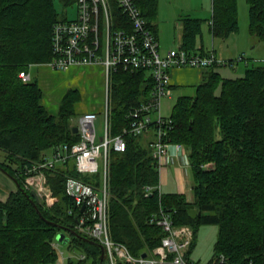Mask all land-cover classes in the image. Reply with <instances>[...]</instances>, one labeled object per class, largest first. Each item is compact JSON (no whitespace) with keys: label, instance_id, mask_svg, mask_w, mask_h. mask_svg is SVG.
<instances>
[{"label":"trees","instance_id":"trees-1","mask_svg":"<svg viewBox=\"0 0 264 264\" xmlns=\"http://www.w3.org/2000/svg\"><path fill=\"white\" fill-rule=\"evenodd\" d=\"M65 5L77 0H61ZM239 0H213L212 32L227 38L239 31ZM249 4V31L264 41V0ZM148 26L158 0H137ZM116 26L128 27L121 9L114 8ZM55 0H0V149L6 160L0 167L16 178L20 189L0 201V264H39L58 260L54 242L68 246L67 264H111L102 244L77 228L82 208L67 193L73 175L97 187L102 172L82 175L73 162L48 169L52 204L33 203L24 187V169L44 160L54 147L73 144L80 135L73 130L78 89L63 96L57 114L42 103L38 80H23L30 64L53 60L54 24L61 20ZM66 19V18H64ZM203 19H183L182 48L199 53L197 37ZM204 54V50H201ZM244 75L225 77L217 65L207 69L194 95L180 96L170 115L168 141L189 151L194 200L177 192H163L158 158L153 154L155 126L141 135L127 133L124 150L109 151L107 176L110 235L131 254L148 256L162 243L163 227L152 222L168 213L176 225L194 229L218 226L214 254L208 264H264V61L246 58ZM233 64V59H229ZM153 75L147 69L118 67L111 73L109 125L111 134L129 126V112L152 97ZM65 233L67 242L59 241ZM80 255H84L82 258ZM223 256V258H222ZM116 264H137L118 259Z\"/></svg>","mask_w":264,"mask_h":264},{"label":"built area","instance_id":"built-area-1","mask_svg":"<svg viewBox=\"0 0 264 264\" xmlns=\"http://www.w3.org/2000/svg\"><path fill=\"white\" fill-rule=\"evenodd\" d=\"M115 6L121 9L129 24L128 27L116 26ZM52 44L55 56L49 64L56 69L103 66L106 77L103 106L105 124L103 134L100 135L97 126L99 112L82 113L78 124L79 141L73 144L62 143L54 147L44 160L28 165L23 170L26 175L24 187L27 190H35L40 202L49 207L54 192L46 172L48 169L73 162L82 175L102 172L104 182L101 186L97 187L70 175L66 181V190L78 206L81 208L85 206L77 223L78 230L105 247V254L111 264H116L118 259L137 264H199L188 258L194 240V229L187 224H174L172 217L165 212L152 218V222L163 227L166 235L162 238V243L154 249L153 254L147 257L133 256L125 244L115 242L111 238L107 187L109 151L111 148L124 150L127 133L141 135L151 126H155V137L151 142L153 154L158 158L159 169L169 165L172 159L169 157L168 148L171 143L168 141V135L173 119L162 114L161 100L172 94L171 69L176 67L210 69L229 61L218 58L214 52L190 53L182 47L171 48L163 55L160 52L159 41L148 26L137 0H77L76 17L61 19L54 24ZM246 58L241 54L238 61ZM234 64L233 60V64L230 65ZM118 67L150 70L154 87L150 99L131 108L128 115L129 126L124 128L122 133L113 136L109 125L110 79L112 71ZM20 77L25 81L30 80L27 71H21ZM177 148L185 149L182 144H177ZM54 245L61 253L60 258L54 262L39 264H66L67 257L59 249V242H54Z\"/></svg>","mask_w":264,"mask_h":264},{"label":"crops","instance_id":"crops-1","mask_svg":"<svg viewBox=\"0 0 264 264\" xmlns=\"http://www.w3.org/2000/svg\"><path fill=\"white\" fill-rule=\"evenodd\" d=\"M168 15L172 19L175 18L172 20L173 25H171L172 21L167 22ZM186 17L204 20L202 33L197 37V49L200 50L199 53L201 50H204V54L214 52L220 59L228 56L225 52L219 55L217 43L221 37H215L212 32L213 0H158L157 13L153 18L154 29H151L159 41L160 52L163 55L171 48L182 46L183 19ZM226 39L222 38L224 41ZM250 58L253 57H247V59ZM234 65H231V67L237 69L238 67L235 68L236 66ZM207 71V69L192 67L172 68L170 71L172 94L168 98H171L173 91H177V89L183 90L187 86L197 87L203 81ZM27 72L30 74L31 80H38L44 91L42 103L51 114L55 115L59 111L60 104L55 103L54 100L56 102L62 100L69 89H78L80 99L75 104L76 115L72 120L73 125L78 127L79 118L82 113L97 111L99 112V118L100 116L103 117L102 127L104 128L105 117L103 106L106 92V77L103 66H75L68 70H62L52 67L49 62H45L30 64ZM168 151L172 162L160 169V188L163 190L162 182L164 178L172 173L176 176V180L172 184H169L166 192L181 193L188 201L192 202L194 200V191L189 151L186 147L184 150L178 149L177 144L175 145L174 143L170 144ZM5 160L6 153L0 149V162ZM19 189L20 186L16 178L0 167V201H6L12 192H17Z\"/></svg>","mask_w":264,"mask_h":264},{"label":"rangeland","instance_id":"rangeland-1","mask_svg":"<svg viewBox=\"0 0 264 264\" xmlns=\"http://www.w3.org/2000/svg\"><path fill=\"white\" fill-rule=\"evenodd\" d=\"M55 6L60 13V17L62 19H72L76 17L77 14V3L74 2L69 5H65L61 0H55ZM239 22L240 29L239 31L232 33L227 37L224 41L222 38H219L217 43V49L219 55H222L223 52L228 55L226 58L227 61L229 59H233L236 66L234 69L231 67L229 63L222 64L217 66V70L222 73L225 77H239L244 75L246 60L238 61V58L241 54H244L246 57L250 58L258 63H262L264 61V41L260 40L258 37L251 35L249 31V4L246 0H239ZM168 21L170 22L175 18H171L169 15L167 16ZM205 23V22H204ZM206 24V23H205ZM173 25V21L171 22ZM205 26V25H204ZM174 27V26H173ZM227 50V52H226ZM237 62V63H236ZM195 68V67H192ZM106 90V86H105ZM196 92L195 86H187L183 90L173 91V96L171 98L163 97L161 102L162 114L164 116H170L174 111V105L179 98V96L183 94L194 95ZM99 101V99H98ZM55 103L60 104V101L54 100ZM98 131L103 134V117L97 120ZM112 149V148H111ZM110 149V150H111ZM102 164V159L100 160ZM166 168V167H165ZM164 168V171H165ZM176 180V176L172 173L165 177L162 182L163 191L166 192L169 184H172ZM168 183V185H167ZM218 226L215 224H204L199 228L195 245L190 253V258L199 264H208L209 260L212 258L214 254V244L218 237ZM59 249L64 252V256L69 257L68 246L65 243H59ZM67 264V261H66Z\"/></svg>","mask_w":264,"mask_h":264},{"label":"water","instance_id":"water-1","mask_svg":"<svg viewBox=\"0 0 264 264\" xmlns=\"http://www.w3.org/2000/svg\"><path fill=\"white\" fill-rule=\"evenodd\" d=\"M73 130L75 131V132H78V127L77 126H74V128H73ZM31 195L33 196V203H34V205L36 206V208L39 210V212H40V209L38 208V204L40 203V197H39V195H38V193L35 191V190H31ZM85 209V206H83V208H82V211ZM58 240L59 241H64V242H67V238H65V233H60L59 235H58ZM105 253H106V249H105V247L102 245V255H101V258H102V260L105 258ZM142 256L143 257H147L148 256V253L147 252H144L143 254H142Z\"/></svg>","mask_w":264,"mask_h":264}]
</instances>
